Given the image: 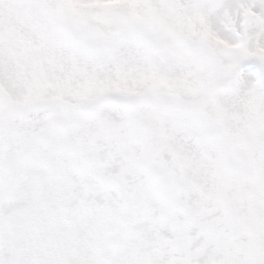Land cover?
I'll return each instance as SVG.
<instances>
[{
  "label": "snow or ice",
  "instance_id": "obj_1",
  "mask_svg": "<svg viewBox=\"0 0 264 264\" xmlns=\"http://www.w3.org/2000/svg\"><path fill=\"white\" fill-rule=\"evenodd\" d=\"M0 264H264V0H0Z\"/></svg>",
  "mask_w": 264,
  "mask_h": 264
}]
</instances>
